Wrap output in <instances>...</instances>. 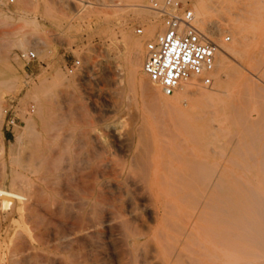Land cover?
I'll list each match as a JSON object with an SVG mask.
<instances>
[{
    "label": "rangeland",
    "instance_id": "1",
    "mask_svg": "<svg viewBox=\"0 0 264 264\" xmlns=\"http://www.w3.org/2000/svg\"><path fill=\"white\" fill-rule=\"evenodd\" d=\"M183 1H187L195 12L198 0ZM141 2L139 6L134 0H0V70L13 77L15 84L10 91H0V175L7 169L29 175L24 166L32 161L38 146L53 154L55 172L47 204L40 206L36 216L28 218L26 223L24 219L17 218V229L24 235L23 239L11 240L8 237L9 221L3 218L5 213H2L1 264H166L169 257L166 251L170 249L163 246L164 237L174 244L172 250L187 252L184 243L190 241V233H197L194 227L204 224L198 220L199 211L207 200L210 187L206 188L203 184L183 187L177 181L179 172H175L176 169L181 170L179 160L189 154L187 147L193 145L184 135L186 128L181 125L183 120H172L168 115L160 114L164 120L160 117L159 122H153L155 119L150 115L149 102L145 96L141 98L138 81L141 76L149 80L142 70L145 42L162 29L161 18L147 6L148 0ZM207 2L211 7L206 26L212 29L207 34L219 46L239 41L240 34L228 22L231 18L239 19L245 35L244 52L241 55L233 54L230 62L235 66L249 63L255 65L256 70H261L263 66L259 60L264 55V0ZM151 25H156L155 31L146 35L145 29ZM137 26L143 27L142 33L135 31ZM126 35H133L141 42V65L131 78L128 76L129 59L132 62L136 59ZM226 35H229V39H225ZM29 48L34 49L37 56L25 63L18 52ZM76 58L80 59V66L74 72H68L66 63ZM55 75L60 80L56 86L51 85L50 81L45 86L41 85L43 79L51 80ZM149 81L160 89L159 84ZM192 81L204 88L213 85V79L212 84L206 86L193 76L183 82L177 91L181 92L182 86H190ZM221 84V87L218 85L215 88H223ZM35 88L41 91L37 93ZM236 92L241 97L245 91L236 88ZM10 97L18 98L14 107L18 116L15 125L7 124L3 112L4 108L9 107ZM226 99L224 92H221L219 103L195 102L191 114L198 117L199 123L206 125L217 124L216 120L221 118L222 122L217 124L221 127L225 124L223 109ZM30 103L35 106L34 112L27 110ZM242 106L258 108L260 104ZM251 113L256 114L255 111ZM26 122H30V130L26 128ZM216 127L215 132L219 137L213 145L216 151H209L203 156L216 163V168L221 170L228 151L222 153L226 135ZM62 131L70 134L63 135ZM55 134L62 135V140H56L59 137ZM68 138H71V142H68ZM64 140L68 143L66 146L71 143L67 146V153L61 152L65 148ZM51 141H55V148ZM71 147L72 150L76 148L74 151L77 154H73ZM146 158L150 163H146ZM55 161H60L59 165ZM143 166L149 169H143ZM65 167L70 169L65 170ZM147 171L149 177L148 174L144 175ZM78 172L81 175L78 176ZM259 178H264V174L259 172ZM77 183H81V187ZM146 183L148 188H143ZM64 184L69 186L63 187ZM0 187L11 188L2 176ZM82 187L89 189L87 191ZM256 187L264 193V179ZM79 189L85 190L88 195ZM199 194L202 195L200 200L196 197ZM223 197L225 201V195ZM167 203L174 205L177 211H170ZM55 205L56 209L53 208ZM43 208H46L45 211ZM88 208L94 212L90 213ZM89 213L91 216H88ZM166 220L168 224L174 222L177 227L167 225ZM36 221L41 223L38 225ZM261 222L264 225V219ZM27 225L33 226L32 230ZM24 257L26 260H22Z\"/></svg>",
    "mask_w": 264,
    "mask_h": 264
},
{
    "label": "bare ground",
    "instance_id": "2",
    "mask_svg": "<svg viewBox=\"0 0 264 264\" xmlns=\"http://www.w3.org/2000/svg\"><path fill=\"white\" fill-rule=\"evenodd\" d=\"M134 1L138 2L139 6L141 5L140 4L141 0H134ZM210 7H211V5L207 2V0H198L197 4L195 5V12L194 13L196 16V23L199 26V28L202 31H204L205 33H211L212 32V29L208 28L206 26V23L208 21V14L210 11ZM212 7H214V6H212ZM237 15H238V13H237ZM228 22L240 34V40L239 41L235 40V42H233L232 44H229V45L222 43V45L219 46V48L216 52L215 67L211 73V76L213 79V85L211 87L204 88L202 86H199V84H197L196 81H192L190 83V86H189V84H187V86H182L181 92H178L177 91L178 89H177L172 95L166 96V95L162 94V92L160 91L159 88H157L156 86H153V84L150 83V81L148 79H146L143 76L140 77L138 75L140 77V80L138 81V87H139V90L141 93V98H143V96H145L149 102L148 103V109L150 111V115L152 114L151 117H153L155 119V121H153V120L152 121L153 122H156V121L159 122L160 121L159 118L161 117L160 114L161 115L165 114V116L168 115L172 120H178V119H180L181 121L183 120L181 125L186 128V130L184 131V135H186V137H187L186 139L190 140L193 143L192 146L187 147L189 154L181 157V160L176 158L179 160L180 166H178V167L180 168L182 166L181 170H179V171H176L177 169L175 170V172H177V173L179 172V174H180V177L177 181H179V183L183 187L192 186V185L194 187H196V186L202 185V184L206 188H207V186L210 187L207 200L202 205V209L199 211V219L198 220L204 224L203 225H197L194 227V229L196 230L197 233H190V241H186L184 243V247L187 248V252H183L182 250H176L175 251V249L172 250V247H174V244H172L168 241V237H164L165 241L163 243L164 244L163 246L166 245L165 248L168 247V249H170V250L166 251L167 254L169 255V257L165 261L166 264H264V225L261 222V219H264V203H263L264 193L256 187V185L260 184V182L264 179V178H259V172L264 174V55L259 60V64H262V66H263V68L261 70H259V69L256 70L257 67L255 65H252L249 63H240L239 66L233 65L230 62L232 55L233 54L241 55L244 52L245 35L243 34V32L241 30L242 28L240 27L241 23H240L239 19L231 18ZM155 28H156V25L147 26L145 29V34L146 35L152 34L155 31ZM126 37H128V39L131 42V45H132L131 46V52L134 53L133 55L135 56L134 58L136 59L135 62H132V60L129 59V66L130 67L128 70V76L131 78L132 76H134L135 72L137 73V68L141 65V58H140V54H139L140 53L139 46L141 45V42H140L139 38H136L133 35H126ZM250 59L251 58L249 56V60ZM49 81H50L51 85L56 86V84H58L60 82L59 76L55 75L51 80L43 79L41 81V85L45 86ZM132 82H134V80ZM210 84H212V81ZM220 84L223 85V88H215L218 85L220 86ZM14 85L15 84H14L13 77H11L10 75H7L5 72L0 70V91H2V92L10 91L14 88ZM134 86H135V84H134ZM236 88H238V89L243 88L244 89L245 92H244L243 96L238 97V93L236 92ZM35 91L37 93H39L41 91V89L35 88ZM221 92H224V95L227 98L224 101L225 108L223 109L225 112V114L223 116L224 117L223 119L225 120V122H224L225 124L221 127L217 125V124L222 122L221 118L216 120V122L218 121L217 124L214 123L212 125H206V124L199 123L197 121L198 117L192 116V114H191V109H192V107H194L193 105L195 104V102L214 101L215 103H219L220 100H218V96ZM189 102H190V104H188ZM250 103H258V104H260V107L249 108L246 106L245 107L242 106L244 104H250ZM210 111H212V110H210ZM253 111L256 112L255 115H253L251 113ZM40 112L42 113V111H40ZM227 112H228V114H227ZM163 118H164V116H163ZM165 118L167 119V117H165ZM178 125H176V126H178ZM216 125L218 127H216ZM25 126L27 129L30 130V127H31L30 122H26ZM161 126H163V124ZM215 127H216V129H221V131H224L225 135H226L225 146H223L222 147L223 149L222 148L221 149H222V153L224 151H228V156L225 157L226 163H225V165H223V164L221 165V170L216 168V166H217L216 163L211 162L210 160H208L206 157L203 156V154H206L209 151H214V152L216 151L215 146H213V145H215V143H216V141H218L219 137H218V134L215 132ZM62 133H63V131L61 132V134ZM64 134L67 135L70 133L65 132V133H63V135ZM52 137H54V139H55L54 135ZM57 137H59V138H57ZM57 137H56L57 138L56 140H58V141L62 140V138H61L62 135H58ZM65 137H67V136H65ZM70 139L68 142H71ZM65 140L62 141V143L63 142L65 143V145L63 144L65 146V148H64L65 150L62 148L63 149L61 151L62 153H64L63 151H66V153H67V151H68L67 146H69L71 144V143H69V145L66 146V144H68V143H66ZM181 141H183V140H181ZM52 143L54 144L55 141L54 142L51 141V144ZM59 143H61V142H59ZM55 144H54V148H55ZM47 145H50V144H47ZM182 145L184 146L186 144L182 143ZM64 146L61 145V147H64ZM57 148L59 149V147H57ZM72 148L73 147H71V150H72ZM178 148L179 149L181 148L180 145ZM75 149L72 150L73 154L75 152L74 151ZM195 150H197L199 153H201L202 156L201 157L198 156V153ZM54 151L56 152L55 149H54ZM77 152H81V151H77ZM76 154L74 156H76ZM180 155L182 156V154H180ZM74 156H73V158H74ZM96 156H95V158H96ZM76 157H78V156H76ZM223 157H224V155L222 154L221 158H223ZM53 158H54V156H53V154H51V152L49 150H47L46 148H42L41 146H38L36 148V153H35L32 161L29 164L24 166V169L27 170L29 175H25L21 172L16 173V172H13L12 170H8V169L4 170L1 173L0 176H2L3 178H6L9 186L11 187L10 189L0 187V217L4 216V215H2V213H5V216L3 218H5L9 221V227H8L7 233H8V237L11 240H14V239L17 240V239H23L24 238V235L22 234V232L17 229V218L18 219L19 218L24 219L25 222L24 221L23 222L26 223V222H28V220H27L28 218H32V217L34 218V216H36L35 213L40 206H45L47 204V198L49 197V192H50V189L52 186L51 185L52 180H53L52 175L55 174L53 166H52ZM57 158H59V157H57ZM84 158L86 159L87 157H84ZM139 158H142V157H139ZM145 161H146V163L147 162L150 163L147 160V158ZM55 163H58V161L57 162L55 161ZM59 163H60V161H59ZM59 163H58V165H59ZM62 163L64 164V162H62ZM75 163H78V162H75ZM137 164H138V162H137ZM120 165H118V166L120 167ZM146 165H148V164H146ZM135 166H137V165H135ZM145 166H143V169L144 168L149 169L151 164H149L148 168ZM58 167L60 168V166H58ZM72 167H73V165H72ZM65 168H62V169H65ZM73 168L75 170V167H73ZM69 169L66 168L65 170H69ZM79 169L83 170L82 168H79ZM172 169L174 170L175 167L173 166ZM148 171L146 173L143 172L144 175L145 174L147 175ZM120 172H122V171H120ZM59 173H58V175H60ZM66 173H70V172L66 171ZM79 174L80 173L78 172V176H79ZM83 175H84V172H83L82 176ZM87 175H89V174H87ZM96 175H97V173H96ZM147 176L149 177V174ZM147 176H146V179H147ZM69 177H70V175H69ZM69 177H67L65 179H68ZM115 177H116V175H115ZM117 177L120 178L118 175H117ZM79 178H78V181H79ZM89 178H90V175H89ZM94 178H95V176L93 177V179ZM65 179H64V181H65ZM138 181H140V180H138ZM142 181H141V183H142ZM83 182H84V180L82 181V184H83ZM85 182H87V181H85ZM67 183H69V182L67 181ZM80 184H78V186L81 187L82 184L81 185ZM91 185H92V183L89 186H91ZM144 185H147V183L143 184V188H148V185L146 187H144ZM67 186H69V185L64 184L63 187H67ZM54 188H53V190H54ZM82 188H84V187H82ZM68 189H71V188H68ZM88 189L86 188L85 190L88 191ZM180 189H181V187H180ZM82 190H80V191H82ZM85 190H83V193H85V195H86ZM68 192H69V190H68ZM147 192H148V190H147ZM90 193L91 192H89V194ZM59 194H60V192H59ZM69 194H71V191L69 192ZM71 195H73V194H71ZM75 195H76V192H75ZM87 195H88V193H87ZM90 195H92V193ZM200 195L201 194L196 196L199 200L202 197V195L201 196ZM224 195H225V199H226L225 201L223 199ZM82 196H84V195H82ZM52 197L54 198L53 195H52ZM66 197H68V196H66ZM184 197L185 196H183L182 198L184 199ZM192 198H194V196ZM79 199H77V200L80 201ZM98 199H100V198H98ZM179 199H181V198H179ZM54 200H55V198H54ZM63 200H64V198H63ZM85 200L86 199H84L83 201H85ZM56 201L57 200H55L54 202H56ZM86 201L88 202V200H86ZM197 201L198 200H196V202ZM84 203H86V202H84ZM189 203L191 204V202H189ZM69 204H70V202H69ZM168 204L169 203H167V205ZM56 205H55V207H53V206L52 207L56 209ZM58 205H61V204L58 203ZM197 206H199V204H197ZM190 207H191V205H190ZM91 208H94V205ZM45 209H44V211H45ZM57 209H59V208H57ZM88 209H90V208H88ZM170 209L169 210L172 211L173 213L175 211H177L174 205H170ZM89 212L92 213L94 211L90 209ZM87 213L88 212H86L85 216H87ZM176 213H175V215H176ZM168 214H170V213H168ZM88 216H91V214ZM81 218H82V216H81ZM90 218H92V217H90ZM40 219H42V217ZM40 219H39V221H41ZM39 221H36V224L38 223V225H39V223L42 222V221L41 222H39ZM92 221H93V219H92ZM3 222H4V220H3ZM96 222H97V220H96ZM121 222L125 223L126 221H121ZM57 223H58V221H57ZM75 223H76V221H75ZM170 223L171 224H168V221H167V225H171L173 228L177 227V226H175L174 222H170ZM47 224H48V222H47ZM224 224L226 225V227L224 226ZM38 225H36V227H38ZM45 225H46V223H45ZM31 227H33V226H31ZM31 227H29V228L31 229ZM44 228H45V226H44ZM82 228L85 229L84 226ZM170 229L172 230V228H170ZM179 229H180V227H179ZM55 231H57V230H55ZM76 231H77V229H76ZM78 231H80V230H78ZM127 231H129V230H127ZM120 232H121V229H120ZM79 234H81V233H79ZM121 234H122V232H121ZM33 235L34 234H32V236ZM86 235H87V233H86ZM132 236H135V235H132ZM159 236L162 237L163 235L160 234ZM135 237H137V236H135ZM129 238H130V236H129ZM76 240H77V238H76ZM175 241H177V240H175ZM20 243H22V242H20ZM24 244H25V242H24ZM64 244H66V242H64ZM67 245H69V244H67ZM26 246H28V245H26ZM63 246H65V245H63ZM153 247H154V245H153ZM144 248H146V247L144 246ZM40 256L44 258V256H42V255H40ZM79 256L82 257L81 255H79ZM184 256L186 257L185 259L183 258ZM76 258H78V257H76ZM60 259H62V257H60ZM22 260H26V258L22 259ZM60 261L61 260H59L58 262L60 263ZM19 262L17 261V263H19ZM62 263H60V264H62ZM71 263H72V261H71Z\"/></svg>",
    "mask_w": 264,
    "mask_h": 264
},
{
    "label": "built area",
    "instance_id": "3",
    "mask_svg": "<svg viewBox=\"0 0 264 264\" xmlns=\"http://www.w3.org/2000/svg\"><path fill=\"white\" fill-rule=\"evenodd\" d=\"M147 6L158 13L162 23V29L146 40L144 46L142 70L149 80L159 84L166 96L172 95L193 76L209 86L219 44L199 28L189 3L183 0H148ZM135 31L142 33L143 27L137 26ZM225 39H229V35ZM18 56L27 63L37 55L34 49L29 48L20 50ZM79 66L78 58L66 63L68 72H74ZM9 102V107L3 112L7 124L15 125L18 116L14 107L18 98L10 97ZM27 110L34 112V104L30 103Z\"/></svg>",
    "mask_w": 264,
    "mask_h": 264
}]
</instances>
